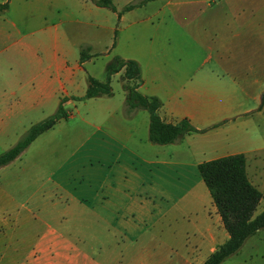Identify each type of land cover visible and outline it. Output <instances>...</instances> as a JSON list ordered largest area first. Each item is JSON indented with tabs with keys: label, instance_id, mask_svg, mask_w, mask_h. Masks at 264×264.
Wrapping results in <instances>:
<instances>
[{
	"label": "crops",
	"instance_id": "0c3cea01",
	"mask_svg": "<svg viewBox=\"0 0 264 264\" xmlns=\"http://www.w3.org/2000/svg\"><path fill=\"white\" fill-rule=\"evenodd\" d=\"M94 1L0 0V138L19 139L61 100L69 114L21 153L31 151L19 167L23 199L0 187V264H203L229 235L198 165L241 153L246 171L264 169V69L231 63L233 38L239 48L261 42L251 44L260 54L264 0L199 1L217 15L193 28L192 65L166 47L161 20L129 21L114 40L117 14ZM105 31L107 44L94 50ZM81 48L105 67L114 56L137 61L138 91L159 99L160 118L201 131L153 144L147 111L127 115L125 98L83 99L95 58L80 62Z\"/></svg>",
	"mask_w": 264,
	"mask_h": 264
},
{
	"label": "trees",
	"instance_id": "16d2710c",
	"mask_svg": "<svg viewBox=\"0 0 264 264\" xmlns=\"http://www.w3.org/2000/svg\"><path fill=\"white\" fill-rule=\"evenodd\" d=\"M154 0H141L130 3L118 11L111 0H96V6L115 12L118 16ZM2 5H0V9ZM116 39V31L114 40ZM88 48H81L80 62L91 57ZM122 72L121 80L125 92V112L129 115L134 110H145L149 114V140L153 144L166 145L178 142L184 135L201 130L195 128L184 118L175 123H167L159 116L161 102L153 96L143 95L138 91L142 84L140 67L133 59L114 56L106 65L105 80L99 81L91 76L87 78V89L83 99L111 96V77ZM264 99V92L262 94ZM62 101L54 113L32 124L27 131L9 149L0 154V168L8 165L42 133L54 127L60 120L68 119ZM198 171L212 202L220 216L222 225L229 238L219 245L203 264H221L236 254L248 238L264 228V210L254 216L263 198L262 192L251 183L246 171V159L241 153L202 162Z\"/></svg>",
	"mask_w": 264,
	"mask_h": 264
},
{
	"label": "rangeland",
	"instance_id": "374dc122",
	"mask_svg": "<svg viewBox=\"0 0 264 264\" xmlns=\"http://www.w3.org/2000/svg\"><path fill=\"white\" fill-rule=\"evenodd\" d=\"M111 1L115 5L117 10L121 11L124 6L128 5L127 3L129 2L136 3L141 0H111ZM199 1L201 0H155L148 2L146 5H144V7L141 8L138 7L136 9H133L131 12L124 13L123 15L125 20H122L121 22L118 21V17H115L112 21V24H114V26L117 27L118 29V32L116 34V39L119 36V29L121 28V26L127 25L129 21L148 19L156 22L157 20H161L162 23L161 33L163 34L162 39L166 43V47L169 50L177 51L176 55L177 58L179 59V62L181 61L180 62L181 64L192 65L193 64V61L191 60L192 30L198 22L200 23V21L201 22L206 21L208 18L217 15L215 12H203L202 9L199 11L198 8L200 6ZM199 35L203 37L202 33H199ZM108 40H109L108 31H105L98 38L97 44L96 43L93 44V49L96 51L98 49L102 50L104 48V43L106 45ZM231 42L235 45V50L233 51L231 58V63L233 66L239 69L244 66L243 68L247 69L248 68L247 65L250 64L254 68H256L257 71L259 69L260 70L264 69V46H262L261 49L260 48L258 49V52L260 53L258 54V56H253L251 50L252 45L256 43L258 45L259 44L261 45V42H256L250 39H246L243 41V43H246V45H243V48H239L240 47L239 38H233ZM93 49H88L86 53L91 54L90 58L92 57L95 58L94 64H86L85 69L89 74V76L92 75L95 76L97 80L101 79V81H104L106 77L105 74L106 67L105 65L102 64V62H100L101 60H104V58L101 57L102 56L101 54L100 55L93 54L91 51ZM198 54H199L198 60L201 61L204 58L205 53H203L202 50H199ZM90 58L85 59L84 61L87 62L88 60H90ZM262 72H263L262 75L264 77V71ZM260 75L261 73L258 74L259 77ZM110 86H111L112 95L109 97H112L116 100H121L125 98L123 82L120 76H115V75L112 76L110 81ZM263 92L261 91L260 94H258L259 103H262L264 101V99L262 98ZM76 104L78 105L79 102ZM68 109L72 111L71 113L72 116H77V113L73 112L74 110L73 107H70ZM55 111L56 108L52 110V113H54ZM260 135H261L260 138L264 141L263 128L261 129ZM53 139H56V136H53ZM17 140L18 138L16 139L14 137H9V136L0 138V154L6 151L7 149H9L12 145H14L17 142ZM41 145L46 146V144H41ZM30 154L31 151H28V153H24V155H21L20 160L15 161L12 165L7 166L2 171L0 170V187L1 185H4V189L7 190L9 193L12 192L13 196L16 195V197L19 200L23 199V197H19V196L26 193V189H27L26 187H20V183H18L19 182L18 178L20 174L19 167H22L23 160L27 159L30 156ZM247 171L251 182L263 194V198L257 207V211L256 213L254 212V216H256L262 210H264V169L261 170L262 175L257 174L256 170L250 164L248 165ZM11 182L12 184H10ZM1 237L2 234L0 232V241H1ZM252 245H254V248H252ZM103 253L104 250H101V254ZM0 256H1V250H0ZM237 257L240 259V261L236 260L235 263L232 262L231 264H264V229L260 230V233L254 235L250 239L249 243L241 247L240 252L238 251V255L235 256V259ZM244 258H248L247 261L244 260L246 263L243 262Z\"/></svg>",
	"mask_w": 264,
	"mask_h": 264
}]
</instances>
